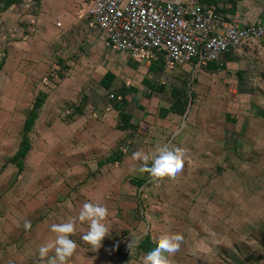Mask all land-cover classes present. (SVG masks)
Masks as SVG:
<instances>
[{"label": "crops", "instance_id": "1", "mask_svg": "<svg viewBox=\"0 0 264 264\" xmlns=\"http://www.w3.org/2000/svg\"><path fill=\"white\" fill-rule=\"evenodd\" d=\"M164 1L213 5L220 16L216 26L219 32L231 20L238 25L264 22V0ZM89 4L90 0H0V100H9V105L15 108L18 100H28L22 110L20 137L35 97L39 92L46 95L28 132L30 149L23 159L21 173L28 174L27 159L37 152L31 136L48 137L56 143L47 146L42 142L43 153L39 150V160L35 165L38 168L43 165L50 168L49 164L41 162L46 148L47 151L58 152L56 146L68 137L70 158L74 164L64 165V169L77 168L82 164L91 175L95 174V177L87 179V189L96 195L94 199L90 198L87 190V197L90 202L98 201L108 209L104 222L116 233L115 243L123 242L116 243L119 253H113L114 261L120 264H142L140 258L146 251L138 247L139 242L148 235L153 245L164 233L183 236L177 252L164 253L170 264H264L263 155L261 164L246 162L244 165L232 157V152L228 161L226 157L217 158L214 165L231 170L229 184L221 185L220 180L215 179L211 185H216L214 193L218 198L213 208L206 209L207 198L212 196L211 189L209 195H197V200L203 203L190 210H160L157 204L152 203L153 196L142 191L145 184L151 185V181L145 178L151 161L145 162L134 156L138 151H153L157 144L171 143L175 138V146L182 141V149L187 150L190 145L186 139L201 136L253 138L258 144L253 151L264 153V100H196L186 94L183 85L193 74L202 79L219 77L222 85L233 86L237 90L264 87V41L251 48H234L223 54L218 62H209L201 68L191 64L168 67L162 59L141 62L105 45L102 34L86 14ZM49 70L55 77L47 78ZM106 72L114 76L108 89L100 84ZM76 73L83 75L80 80H85L81 98L69 100L71 87L76 89L79 81V77L74 80L69 77ZM94 81L98 85L96 90L93 89ZM123 89L131 91L125 94L124 102L116 106L115 101L107 97ZM121 112L130 116L126 128L121 126ZM185 118L183 128L178 130V124H182L179 120ZM209 120L213 123H207ZM57 121L68 122V127L64 129L61 124L50 132L49 122ZM210 125L214 128H208ZM79 126L80 130H77ZM59 129L62 131L58 132ZM74 136L85 138L87 146L78 145ZM73 140L75 144H72ZM104 143L108 148H104ZM243 165L249 170L244 172L247 176L244 185L247 187H242L239 182L238 169H243ZM256 168L262 169L260 177L255 176ZM254 179H260L261 190L252 187ZM137 181H141V185H135ZM238 185L245 194L238 190ZM110 199L114 203L112 210L108 206ZM62 213L49 211L45 214L41 207L37 213L31 214V222L40 226L39 231H44L43 235L56 233L47 230L48 219L55 224L74 220L76 233L79 229L85 234L90 230V221L78 219L80 212ZM28 215L24 210L14 214L16 224L23 225L17 241H21L22 249L29 248L31 245L27 243L30 244L32 238L35 242L31 247L40 248L46 240L43 235L41 238V234L37 239L29 237L33 230L24 226ZM36 217L42 219L33 221ZM7 218L5 228L12 222V216L7 214ZM228 232L229 236L224 237L227 243L222 247V234ZM133 235L139 237V242L130 248ZM83 241L87 247L101 246L108 251L114 243V240L109 242L106 236L96 246ZM26 244L29 247H25ZM76 245L78 248L79 244ZM12 246L8 243L3 245L9 249ZM244 248L245 253L242 252ZM123 249H132L130 253H135V259L127 257Z\"/></svg>", "mask_w": 264, "mask_h": 264}, {"label": "rangeland", "instance_id": "2", "mask_svg": "<svg viewBox=\"0 0 264 264\" xmlns=\"http://www.w3.org/2000/svg\"><path fill=\"white\" fill-rule=\"evenodd\" d=\"M263 63L264 62H262V64ZM66 65L70 66L68 64ZM51 73H53L52 70H49L47 73V78L51 79L52 77H55V74ZM81 75L82 74L77 73L72 74V78L69 75L70 80H74L75 77H79V81L76 82V85L78 84L76 89L71 87V97H67L69 100H79L81 98L82 88L85 82V80H80V78L83 76ZM220 81L221 78L219 77H216V79H213L212 77H206L202 79L201 77H196L191 74L183 83V85L185 87L186 94L190 95L191 97H195L196 100H264V87L259 86L256 87L258 89L255 88L252 90H237L234 89L233 86L226 87L225 85H222L223 83ZM92 84L93 89L95 88L94 90H96V87H98L97 82L94 81ZM8 101L9 100H0V264H48L49 257L56 255L55 248L50 249L46 256L41 257L39 252L40 248L31 247L33 245L32 242H35V239L30 238L31 242L30 244H27L31 246L29 247L26 244L25 247L29 248L22 249L21 241L18 242V238L16 237L23 229V225L19 226L16 224L13 219L14 214H20L24 210L25 214L28 215V211H30V214L27 216L25 221L31 222V214L34 215L37 213L41 207L42 210L45 211V214H48L49 211H54L57 213H62V211H64L65 214H73L76 211L81 212L84 204L90 202V198L94 199L96 195V193H90L87 189V179H89V176L95 177V174L91 175L87 169L82 167V164L77 168L72 166L74 168L64 169V165L69 167L71 164H74L70 158V141L68 137H64V139L61 138V142L63 143L56 146V148H59L57 149L58 152L53 153L49 149L47 151L46 148V154L41 158V162H43V164L44 162L49 164L50 168H45V165L39 167L40 169L37 166L35 167L37 164L36 161L39 160V150L43 153L41 147L44 145L43 143L46 142L47 146H54V144H56L48 140V137L43 136L41 139L38 136H31L33 147L34 145L36 146L35 148L37 149V152L34 157L29 155V159H27L26 165H28V174L23 175V173H21L22 171H16V167L10 165L7 162V159L17 148L18 142L20 140V128L22 124L21 118L23 116L22 110H24L26 107L28 100H18L19 102L17 105L19 108L9 105L10 101ZM8 113L9 116H7ZM186 120L187 118H185L183 121L179 120V123L182 122V124H178V130L183 128L184 122H186ZM49 123V125H51L49 127L51 128L50 132H52L53 129L57 130L61 124H63L64 129L65 127H68V122L57 121ZM207 123H210V120L207 121ZM212 123L213 122L210 124ZM53 124L56 126H53ZM210 127L214 128L212 125L208 126V128ZM77 130H80V126L77 128ZM59 131L62 130L59 129L58 132ZM76 137L74 136V138L77 139L76 142L78 145L81 143V146H87L85 138L78 136ZM64 140H66V142H64ZM175 140L176 138L174 141H171V143L167 142V145L175 147ZM186 141L190 145L187 147V150L182 149L181 146L184 144L182 141L178 144V146L183 150L182 158L184 161L183 168L179 172L160 177L153 176L151 174V170L149 171L148 175L145 174V178H148L151 181V185L145 184V188L143 187L142 191L143 193L145 192L153 196L154 201L152 203L157 204V206L160 207V210H190V208L196 209L199 204L203 203L197 200V195L200 193H208L207 195H209L211 189L212 192L210 194L212 196L207 198L206 209L213 208L216 202L215 200L218 197L217 194L214 193V188L216 185H211V183L215 182V179H219L221 185H228L230 181L229 175L231 172L229 168H220L217 167V165H214L217 158L226 157V161H228L229 155L232 152V157L245 165L246 162H257L261 164L263 159L262 155L264 156V153L260 152L259 149H257L259 150L258 152L253 151L256 149L255 146L258 145L253 141V138L247 139L245 137L238 136L236 139L234 136L230 138L201 136L192 137L190 140L186 139ZM71 142L72 144L76 143L75 140ZM101 146L103 148L102 143ZM104 146V148H108V145L105 143ZM249 147L250 149H248ZM150 165L151 163L149 164V168ZM244 165L243 169H238L239 182H241L242 187H245L246 185L244 184L247 183V176H245L244 172H249V170L245 169ZM241 172L242 175L240 176ZM254 172L257 173L255 175L257 177L258 175H261L262 169L256 168L254 169ZM87 173L89 174L88 176L86 175ZM45 175L47 177H45ZM109 176L113 175L110 174ZM62 178H64V181L61 182L60 180ZM70 178H72V180ZM254 181L255 182L253 183L255 185L252 187H257L256 190L258 188L261 190L262 185L260 184V179L258 181L254 179ZM241 185H238V190L242 191L240 188ZM70 187L71 189L69 190ZM87 190L90 194V198L87 197ZM244 191H242V193ZM96 202L98 201H95L94 203ZM108 204L109 209L112 210L114 208L113 199H110V201L108 200ZM202 207L203 206L201 205L200 208ZM7 214L12 216V219L10 218L12 222H10V225L5 228L8 220ZM40 219H42V217H36L33 221ZM53 224L55 223L52 220H47L46 227L48 231H53ZM29 228H32L33 230L32 233L28 234L29 237H34L37 239L39 234H41L42 238V233H44V231H39V229H41L40 226L34 222H31ZM110 232L111 233L105 235L109 242L114 240L112 245L113 248L109 247V251L102 249L101 246L92 248L83 245L85 242L83 241L85 233H83L80 229L77 231V233L76 230L72 233H69L68 235L70 239L75 241L76 244H79V247H76L73 255L65 261V264H120L119 261H114L113 253L114 251L117 254L119 253V246L118 244L116 245V243L123 242L119 241L115 243L117 238H114V235H116V233L113 232L112 229ZM244 233L245 232L242 234ZM57 235V233H52L50 235L44 234L43 239L46 240L44 245L53 242ZM222 235L223 240L221 246L224 247L227 243V240H224V237L229 236V232L225 234L223 233ZM47 239L49 240L47 241ZM12 240H14V243H12ZM7 243L8 246L13 245L12 248L9 249L3 247V245H6ZM224 249L226 248H223L222 250ZM123 250H125L124 252L126 253L127 257L129 256L130 258L135 259V253H130L132 249ZM222 252L224 253V251ZM242 252L245 253V248L242 249ZM95 260H98V263H96L97 261L95 262Z\"/></svg>", "mask_w": 264, "mask_h": 264}, {"label": "built area", "instance_id": "3", "mask_svg": "<svg viewBox=\"0 0 264 264\" xmlns=\"http://www.w3.org/2000/svg\"><path fill=\"white\" fill-rule=\"evenodd\" d=\"M86 14L110 49L141 62L162 59L168 67L201 68L234 48L264 41V22L238 25L231 20L219 32L215 7L200 2L90 0Z\"/></svg>", "mask_w": 264, "mask_h": 264}, {"label": "clouds", "instance_id": "4", "mask_svg": "<svg viewBox=\"0 0 264 264\" xmlns=\"http://www.w3.org/2000/svg\"><path fill=\"white\" fill-rule=\"evenodd\" d=\"M134 156L143 161H151L150 170L153 176H164L179 172L184 165L183 150L179 146H169L167 144H157L153 151L148 153L136 152ZM108 215V209L100 202L85 203L78 219L80 221H90V230L84 235L83 239L91 242L93 246L102 243L103 238L110 232V228L104 222ZM25 227H30V221L25 222ZM53 231L58 235L53 242L42 245L39 249L41 257L47 255L48 251L55 248L56 255L49 257L48 264H65V261L73 255L76 249V242L70 239L69 233L75 231V221L62 224H53ZM134 236L133 242L129 245L138 244L139 237ZM181 234L164 233L157 242L153 244L140 258L142 264H170L167 253H175L180 248Z\"/></svg>", "mask_w": 264, "mask_h": 264}, {"label": "trees", "instance_id": "5", "mask_svg": "<svg viewBox=\"0 0 264 264\" xmlns=\"http://www.w3.org/2000/svg\"><path fill=\"white\" fill-rule=\"evenodd\" d=\"M0 67H1V63H0ZM113 77L114 76L111 72H106L104 74V76L102 77L100 84L104 88L108 89L110 87V84H111ZM129 91H131V90L123 89L122 91L117 90L116 92H114V94H113L114 98L112 100L115 101L116 106H118L120 103L124 102L125 94L128 93ZM45 96H46L45 93L39 92L37 94V96L35 97V99L32 103V106L29 109V111L25 117V120L23 122V125H22L21 137H20L18 149L16 150V152L13 155L8 157V159H7L8 163H12L15 165L18 172L23 169V164H22L23 159L30 149V140L28 137V132L30 131L31 126L33 125V122L37 116V110L41 106V104L43 103ZM120 117H121V121H122V125H121L122 128H126L129 125V121H130L129 114H127L125 112H121ZM111 160H113V159H111ZM136 183L137 184H135V185L139 186V185H141L142 182L137 181ZM151 245L152 244H151L150 237L147 235L139 242L138 247L143 251H147Z\"/></svg>", "mask_w": 264, "mask_h": 264}]
</instances>
